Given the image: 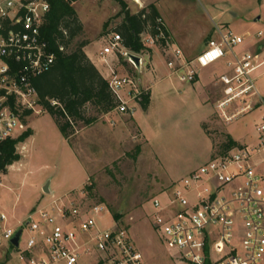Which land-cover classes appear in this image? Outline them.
<instances>
[{
  "label": "built area",
  "instance_id": "2783aa9c",
  "mask_svg": "<svg viewBox=\"0 0 264 264\" xmlns=\"http://www.w3.org/2000/svg\"><path fill=\"white\" fill-rule=\"evenodd\" d=\"M49 11L48 0H0V144L21 136L16 133L27 113H40L33 82L56 61L42 36ZM158 23L166 27L162 19ZM217 32L218 38L210 40L194 59L177 51L176 59L168 63L169 78L193 84L200 69L225 60L228 72L219 79L224 98L217 111L231 123L242 114L262 110L255 137L250 144L214 156L164 199L154 198L153 227L183 264H264V97L257 85L264 78V47L260 45L264 32L238 35L218 27ZM103 40L100 59L119 102L114 112L134 116L135 105L149 90L140 87L136 76L121 73L114 61L126 58L141 70L143 58L139 57L138 68L119 34L111 33ZM161 40H165L161 29L157 38L142 36L147 49L157 47ZM90 182L88 178L87 187ZM85 194L86 189L52 195L13 226L2 213L0 264H145L129 231L113 217V225L103 224L111 212L103 203L88 204ZM20 230L16 248L12 240Z\"/></svg>",
  "mask_w": 264,
  "mask_h": 264
},
{
  "label": "rangeland",
  "instance_id": "374dc122",
  "mask_svg": "<svg viewBox=\"0 0 264 264\" xmlns=\"http://www.w3.org/2000/svg\"><path fill=\"white\" fill-rule=\"evenodd\" d=\"M150 1L124 0L131 14H137L142 10L140 5L145 7ZM157 6L171 31L169 43L173 49L188 40L195 43L192 51L195 55L205 49L210 36L218 38L217 27L238 35L264 32V12L257 0H159ZM74 9L83 32L72 48L89 42L91 49L98 51L104 45L103 39L124 20L122 8L115 0H79ZM260 16L262 20L257 21ZM147 55L143 57L141 70L128 62L124 68L121 62L126 58L114 61L121 73L136 76L141 88L151 87L154 98L150 111L141 104L135 105L136 126L129 120L132 116L113 111L108 118L101 117L91 130L82 127L76 136L66 140L52 116L42 108H37L40 113L25 117L16 135L29 130L33 135L17 145L20 161L9 166L6 173L0 171V216L2 213L8 216L10 226L25 220L35 207L51 199L52 196L43 192L47 183L58 197L86 189L88 204L103 203L111 212L112 216L105 218L103 224L113 225L115 220L127 229L145 264H183L165 247L153 227L152 200L164 199L190 172L214 156L228 152L227 137L236 147L240 143L250 144L262 110L257 108L226 123L214 105H207L210 97L205 88V80L219 81L228 72L226 65H218L201 78L193 91L191 84H181L176 79L162 80L164 76L154 71L156 64ZM169 59H162L160 67ZM257 85L264 97V78L258 79ZM218 97L223 100V93ZM85 115H94L92 107L86 108ZM204 115L211 116L205 123ZM120 118L124 120L121 122ZM88 178L90 187L86 185ZM116 215L119 220L115 219ZM3 229L0 219V234ZM25 240L26 235L23 244Z\"/></svg>",
  "mask_w": 264,
  "mask_h": 264
},
{
  "label": "trees",
  "instance_id": "16d2710c",
  "mask_svg": "<svg viewBox=\"0 0 264 264\" xmlns=\"http://www.w3.org/2000/svg\"><path fill=\"white\" fill-rule=\"evenodd\" d=\"M50 11L42 27V36L49 43L56 61L52 69L39 76L33 82L38 94V104L43 111L52 116L66 140L71 139L82 127L97 123L101 117L115 111L119 102L112 93L106 80L85 53L90 44L81 42L72 48L74 40L83 32V25L74 9L79 0H48ZM122 8V24L113 33L119 34L123 46L131 54L144 55L150 52L142 36L157 38L159 29L164 32L165 40L158 46L165 47L170 35L165 26L158 23L161 15L156 5L142 8L137 14H131L124 0H115ZM122 61V59H121ZM126 68L127 62H121ZM151 102L150 93L143 96L141 106L148 110ZM94 110L93 116H86V108ZM32 112L26 115H32ZM79 128V129H78ZM33 135L29 130L18 139L0 144V171L20 161L16 152L18 144L24 143ZM236 147V143L227 137L226 150ZM116 215L115 219L119 220Z\"/></svg>",
  "mask_w": 264,
  "mask_h": 264
},
{
  "label": "crops",
  "instance_id": "0c3cea01",
  "mask_svg": "<svg viewBox=\"0 0 264 264\" xmlns=\"http://www.w3.org/2000/svg\"><path fill=\"white\" fill-rule=\"evenodd\" d=\"M158 3H159V0H151L150 1V3L149 4H147V6H149V5H151V4H154V5H156V7L158 8ZM257 3L260 5V8H261V11H263L264 12V0H257ZM142 8H145V7H147V6H142V5H140ZM158 11H159V8H158ZM159 13H160V15H162L161 14V12L159 11ZM259 20H262V16H260L258 19H257V21H259ZM165 25H166V27H167V31H168V33H169V35H170V41L172 40V34H171V31L168 29V26H167V24H166V22H165ZM259 32V31H258ZM247 33H257V32H255V31H248ZM247 33H245V34H247ZM213 39H216L215 37H214V35H212V36H210L209 38H208V41H207V45H208V43H209V41L210 40H213ZM264 42V40H262L261 42H260V45H262V43ZM171 43V42H170ZM169 43V41L167 42V45L165 46V47H163V48H161V47H159V46H157L156 48H152V49H149L150 50V52L149 53H147L148 55H147V58H150V60L153 62V64L155 65L156 64V67L154 68L155 70L154 71H156L160 76H164L163 77V79L162 80H166V79H170L169 78V76H170V70H169V68H168V63L170 62V61H174L175 59H176V57H175V54H176V52L177 51H181L182 53H183V55L187 58V59H189V60H191V59H194V58H196L201 52H203L204 50H202V51H200L199 53H197V55H195V53H193L192 51L194 50L193 49V47H194V42H188V40L185 42V43H183L179 48H177V49H173V44L171 43L170 44ZM207 45H206V47H207ZM263 46V45H262ZM205 47V48H206ZM103 48V47H102ZM102 48H100L98 51H95V50H93V49H91V45L89 44L86 48H85V53H86V55L88 56V58L90 59V61L95 65V67L99 70V72L102 74V76L107 80V78H108V73H107V71L105 70V68L103 67V62H102V60L100 59V52L102 51ZM166 48H168V49H166ZM247 49H249V50H256V47H249V48H247ZM168 50V51H167ZM146 57V54H144V55H142L141 57L143 58V57ZM192 57V58H191ZM154 58H156L155 60H154ZM168 59V58H170L169 59V61L167 62V64H165V65H163V67L161 68L160 67V65L159 64H163V62H162V59ZM191 58V59H190ZM143 60H144V58H143ZM154 60V61H153ZM156 61V62H155ZM223 66V65H226V63H217V64H215V65H213V66H211V67H209V68H207V69H200L199 71H198V77H197V80H196V82L195 83H193V84H191L192 86L190 87V89H192L193 91H194V87H195V84H197V83H199V81L201 80V78H205L210 72H213V69H215L217 66ZM174 79H176L175 77H173L172 79H170V80H174ZM177 80V79H176ZM178 81V80H177ZM179 82V81H178ZM180 83V82H179ZM221 84H220V82L219 81H216V82H213V83H211V82H209V81H207V80H205V88H206V91L208 92V95H209V97H210V99L208 100V104L207 105H214L215 106V109L217 108V104L220 102V100L222 99H220L218 96L219 95H222V93H223V87L220 89L219 88V86H220ZM143 89H148L149 90V93H150V97H151V102H150V105H149V111H150V108H151V106H152V102H153V98H154V96H153V93H152V90H151V87H147V88H143ZM224 95V94H223ZM222 101V100H221ZM204 105H205V103H203ZM206 106V105H205ZM147 111V110H146ZM215 111V110H214ZM214 113V112H213ZM204 114H205V112H204ZM261 114V113H260ZM205 117V119H203V123H205V122H207L210 118H211V116H209V115H204ZM208 116V117H207ZM107 117V116H106ZM108 118V117H107ZM124 118V117H123ZM123 118H120V121L122 122L124 119ZM259 119H260V116H259ZM129 120H131V122L132 123H134L133 122V120H134V116H132V119H129ZM202 123V124H203ZM96 124V123H95ZM135 124V123H134ZM94 125V124H93ZM93 125H91V126H88V127H86V128H90V130H91V128H92V126ZM135 126H136V124H135ZM78 134V133H77ZM76 134V135H77ZM75 135V136H76ZM253 142V141H252ZM242 145H245V144H242V143H240L239 144V147L240 146H242ZM191 173V172H190ZM189 173V174H190ZM52 191V190H51ZM53 195V194H52Z\"/></svg>",
  "mask_w": 264,
  "mask_h": 264
},
{
  "label": "water",
  "instance_id": "95a60500",
  "mask_svg": "<svg viewBox=\"0 0 264 264\" xmlns=\"http://www.w3.org/2000/svg\"><path fill=\"white\" fill-rule=\"evenodd\" d=\"M130 59L136 64V66L138 68H140V58L135 56V55H132L130 54ZM43 192L44 194L46 195H50L52 196V191H51V188H50V183H47L44 187H43ZM21 236H22V230H20L16 236L14 237V239L12 240V244L17 248L19 247V242H20V239H21Z\"/></svg>",
  "mask_w": 264,
  "mask_h": 264
}]
</instances>
